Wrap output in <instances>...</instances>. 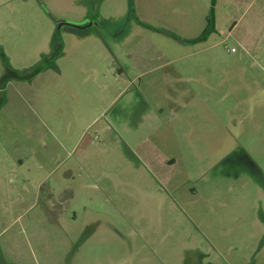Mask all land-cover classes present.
I'll use <instances>...</instances> for the list:
<instances>
[{
	"label": "rangeland",
	"instance_id": "rangeland-1",
	"mask_svg": "<svg viewBox=\"0 0 264 264\" xmlns=\"http://www.w3.org/2000/svg\"><path fill=\"white\" fill-rule=\"evenodd\" d=\"M0 264H264V0H0Z\"/></svg>",
	"mask_w": 264,
	"mask_h": 264
},
{
	"label": "flooded vegetation",
	"instance_id": "flooded-vegetation-1",
	"mask_svg": "<svg viewBox=\"0 0 264 264\" xmlns=\"http://www.w3.org/2000/svg\"><path fill=\"white\" fill-rule=\"evenodd\" d=\"M128 1V4L129 5H133V0H127ZM134 7H132V9H133ZM67 25H70L71 27H73L74 28V30H79V31H85L87 28H89L90 26H91V24L92 23H86V24H83V25H78V24H72V23H66ZM148 28H151V29H153V30H156L157 32L159 31V30H161V28H159V27H155V25H153V24H150V25H148Z\"/></svg>",
	"mask_w": 264,
	"mask_h": 264
},
{
	"label": "trees",
	"instance_id": "trees-1",
	"mask_svg": "<svg viewBox=\"0 0 264 264\" xmlns=\"http://www.w3.org/2000/svg\"><path fill=\"white\" fill-rule=\"evenodd\" d=\"M207 24H208L207 28L204 29L203 33L199 37H197L196 40L197 39H203L209 32L214 30L213 29V22L211 19L208 20Z\"/></svg>",
	"mask_w": 264,
	"mask_h": 264
}]
</instances>
